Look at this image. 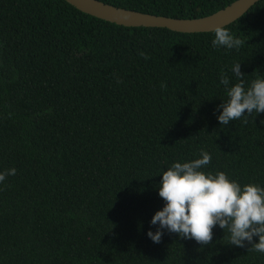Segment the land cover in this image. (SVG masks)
<instances>
[{"label":"trees","instance_id":"trees-1","mask_svg":"<svg viewBox=\"0 0 264 264\" xmlns=\"http://www.w3.org/2000/svg\"><path fill=\"white\" fill-rule=\"evenodd\" d=\"M178 18L233 0H100ZM214 30L123 26L64 0H0V264H264L217 225L201 246L152 217L161 175L208 152L200 171L264 188V113L221 126L223 73L264 78V0ZM140 53H144L145 59ZM247 115V113H245ZM245 119L247 122L245 123ZM254 237V242H258Z\"/></svg>","mask_w":264,"mask_h":264},{"label":"clouds","instance_id":"clouds-1","mask_svg":"<svg viewBox=\"0 0 264 264\" xmlns=\"http://www.w3.org/2000/svg\"><path fill=\"white\" fill-rule=\"evenodd\" d=\"M214 35L213 47L238 50L244 43L226 27H216ZM140 55L148 58L144 53ZM231 71L239 82L228 87L229 78L222 70L220 83L226 87L229 99L217 109H222L217 117L221 126L254 112L264 113V78L253 80L246 89L241 63L235 64ZM200 157L191 162L174 163L163 172L158 195L165 205L151 220V225L159 227L155 233L148 231L147 236L154 243H160L166 229L182 239H193L201 246H208L218 225L224 232L227 229L230 245L243 248L247 242L251 245L249 251L264 253V188L254 184L241 187L224 172L206 174L200 169L210 164L212 157L203 150ZM15 174L14 168L0 173V182ZM254 237L259 238L258 242H254Z\"/></svg>","mask_w":264,"mask_h":264},{"label":"water","instance_id":"water-1","mask_svg":"<svg viewBox=\"0 0 264 264\" xmlns=\"http://www.w3.org/2000/svg\"><path fill=\"white\" fill-rule=\"evenodd\" d=\"M77 10L123 26L164 27L178 32H201L224 26L257 0H233L216 11L195 18H178L117 7L100 0H64Z\"/></svg>","mask_w":264,"mask_h":264}]
</instances>
